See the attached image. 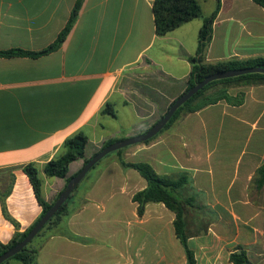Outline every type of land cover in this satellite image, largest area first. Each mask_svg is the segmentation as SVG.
Listing matches in <instances>:
<instances>
[{
    "label": "crops",
    "instance_id": "crops-1",
    "mask_svg": "<svg viewBox=\"0 0 264 264\" xmlns=\"http://www.w3.org/2000/svg\"><path fill=\"white\" fill-rule=\"evenodd\" d=\"M75 1L0 0V52L49 46ZM152 1L83 0L57 50L36 58L0 57V192L8 191L6 211L17 223L16 229L0 207L1 244L41 213L21 166L35 163L46 189L52 183L62 190L64 180L46 177L43 165L62 152L66 138L83 131L86 155L90 143L136 136L152 124L158 105L160 110L184 92L187 59L215 0H196L201 16L162 36L154 31ZM254 58H264V8L252 0H221L204 62ZM226 92L242 93V102L220 100L181 113L154 139L120 155L150 164L159 175L187 174L190 182L182 189L191 195L180 197L193 198L211 214L205 229L187 239L196 264H232L228 257L238 248L248 259L264 255L253 251L264 237V205L252 194L264 188L256 181L264 164V84L233 85ZM107 102L114 116L101 113ZM113 123L117 129L107 131ZM106 159L76 187L64 231L35 240L36 264H186L174 214L162 203H148L138 216L131 198L146 181L122 168L117 155ZM82 166V160L70 163L67 177Z\"/></svg>",
    "mask_w": 264,
    "mask_h": 264
},
{
    "label": "trees",
    "instance_id": "trees-1",
    "mask_svg": "<svg viewBox=\"0 0 264 264\" xmlns=\"http://www.w3.org/2000/svg\"><path fill=\"white\" fill-rule=\"evenodd\" d=\"M220 1L221 0H215L214 10L210 15L203 18L202 20V24L197 34L196 51L194 55L188 57L187 59L191 67L186 80V87L184 91L193 87L196 83L202 81L206 76L216 72L236 70V69L255 67V66L264 68V58H254V59H246V60L228 59L225 61H218L214 63L204 62V52L211 39L212 24L219 11ZM252 1L258 6L264 8V0H252ZM82 2L83 0L75 1L65 26L59 32L55 41L51 43L49 46L37 52H28L19 49L1 51L0 57L20 56V57L36 58L41 55H45L57 50L62 44V42L66 39L72 26L74 25L80 7L82 5ZM151 11L153 14L154 31L155 34L158 36L165 35L168 32L176 29L180 25L192 19L199 18L201 16L200 6L196 0H153L151 4ZM219 84H227L228 86L226 85L225 87L216 90L213 93V95L210 97L203 98L204 92L207 89ZM240 84L242 85L264 84V74H260V73L245 74L232 78L220 79L209 82L201 90H199L196 94H194L190 99H188L184 104H182L180 107L176 109L170 120L166 123L164 128L158 134H160L164 129L169 127L171 123L181 113H191L197 111L198 109L206 105L215 104L220 100H224L227 103H233L236 105L241 103L243 100L242 93H237L235 97H231L226 92L228 87H231L233 85H240ZM101 113L114 116V111L112 109L111 103L107 102L103 107V109L101 110ZM156 136L152 137L150 140L144 143L151 141ZM118 140L120 139L108 140L102 144L101 148ZM87 141H88L87 136L81 130L74 133L70 137L66 138L62 144V152L59 155H56L53 158H51L43 165L44 175L48 178L63 179L65 183L64 184L65 187L68 180L72 177V176L67 177L69 164L75 160H83V164H84L88 160L84 157ZM124 149L125 148L117 150L110 154H115L118 156V163L122 168L135 170L139 174V176L146 181L145 188L133 194L131 198L132 202H135L137 204V209H136L137 215L138 216L142 215L144 207L148 203H162L169 211H171L174 214V220H173L174 234L177 240L179 241L181 247L183 248L186 264H196L194 252L187 245V239L190 237L189 235L190 233H188L186 230L184 207L188 206L190 208H196L199 210H202L204 207L194 205L193 198L182 199L180 197L179 191L189 184L190 182L189 177L187 176V174L184 173L173 176L159 175L154 171L152 166L148 163L125 162L120 157ZM108 155H106L105 157H107ZM95 166L93 168H95ZM21 170L28 179V182L32 188L33 195L36 199V202L41 208V213L38 216V218L23 232H19L16 230L12 235L11 239L6 244L0 243V255L9 248H11L16 243L20 242L30 231L32 226L39 220L41 216H43L46 213V211L52 206L53 202L56 200L55 199L53 202L48 203L42 197V184L35 163L29 162L27 164H24L23 166H21ZM256 181L259 184V186L264 184V164L260 168H258L256 172ZM62 190L57 194V197L62 192ZM76 190L77 189L75 188L72 191V193L66 199V201L59 207V209L56 211L53 217L44 225V227L39 231V233L34 237V239L30 243L27 244V246L24 247L22 251L15 254L13 257L9 258L2 264H11V263L36 264V255L38 252V248L34 247L33 245L34 241L38 237H40L44 231L54 230V229H56V231L58 230V232L60 233H62L61 231H64V225L67 221V218L72 213L71 210L69 209V203H71V199L74 196ZM7 194L8 191L0 192L1 212L4 218L10 221L17 229V223L8 215L6 211L5 198ZM207 224L208 222L206 223V226ZM205 227L202 230H204ZM228 259L232 264H250L246 252L241 248H238L234 252H232L229 255Z\"/></svg>",
    "mask_w": 264,
    "mask_h": 264
},
{
    "label": "water",
    "instance_id": "water-1",
    "mask_svg": "<svg viewBox=\"0 0 264 264\" xmlns=\"http://www.w3.org/2000/svg\"><path fill=\"white\" fill-rule=\"evenodd\" d=\"M252 73H260L264 74V68L262 67H246L242 69L229 70L216 72L206 76L202 81L196 83L193 87L184 91L180 96H178L168 107L165 114L154 123L148 130L145 132L138 134L136 136L120 139L115 141L97 151L94 155H92L86 163L83 164L81 169L72 176L68 182L66 183L64 189L53 202L52 206L46 211V213L39 218V220L32 226L30 231L26 234V236L18 243L13 245L11 248L6 250L4 253L0 255V264L13 257L15 254L19 253L23 250L24 247L29 244L34 237L39 233V231L44 227V225L53 217L59 207L66 201V199L70 196L72 191L78 186L80 181L85 177V175L106 155L113 153L117 150L144 143L150 140L152 137L156 136L166 125V123L170 120L174 112L178 107L184 104L188 99H190L194 94H196L199 90H201L206 84L209 82L232 78L245 74Z\"/></svg>",
    "mask_w": 264,
    "mask_h": 264
},
{
    "label": "rangeland",
    "instance_id": "rangeland-1",
    "mask_svg": "<svg viewBox=\"0 0 264 264\" xmlns=\"http://www.w3.org/2000/svg\"><path fill=\"white\" fill-rule=\"evenodd\" d=\"M204 7H205V5H204ZM226 85L227 84H219V85H216V86H213V87L207 89L204 92L203 98L212 96L213 93L216 90H218L220 88H223ZM171 102H172V100L169 103H164L163 104V108L160 109V110H158V107L160 105H158L157 108L155 110H153L154 112H153V119H152V122H151L152 124L150 126H148V128H150L154 123H156L165 114V112L167 111V109L169 107V104ZM161 106H162V104H161ZM110 123H111V121H110ZM105 129L107 131H111V130H116L117 127L115 126V123H113V125L105 126ZM97 146L96 145H92L90 143L88 145V147H87L86 155H84V157L86 159H88L87 157H89V155L99 151L102 146L101 145H99L98 147ZM126 152H127V150H126ZM113 155L110 154L107 157L102 158L101 161L95 166V168L101 167L102 164L107 160L106 158H109V156H113ZM91 172H93V171H91ZM42 178L43 177L40 176L42 189L45 190L46 189V185H45L46 183L44 182V180ZM8 182H10V180H8ZM49 182H51V181H49ZM60 191H61L60 189H58V188L56 189V185L55 184L50 183V185L47 186L46 191L44 193H42V197L44 198V200L46 198V200H45L46 202L51 203V202H53L56 199L57 194ZM252 194L255 195L256 199L259 202L263 203V205H264V188L262 190H260V191L253 190ZM179 195L184 198V197H187V196L191 195V193H190V191L188 189L185 188L184 190L181 189L179 191ZM95 205H97L96 206L97 207V209H96L97 212L98 211L100 212L101 204L96 203ZM184 210H185L184 218H185V222H186V230H187L188 233L196 231V230L203 229L206 226V222L209 219H211V214H210V212H208L209 209L206 208V207H204L202 210H199V209H196V208H190V207L186 206V207H184ZM104 227H105V229H108L107 226L104 225L103 228ZM55 230L56 229L48 230V231H44V232L47 233V232H52V231H55ZM33 245L36 246L37 242H35ZM253 251H254L255 254H257L258 252H262V253L264 252V237L259 240V244H257V246L253 249ZM249 258H250L249 260H250L251 264H264V255L256 256V255H252L251 254L249 256ZM57 260L63 262L64 258L61 256V258H58ZM43 264H48V262L46 260H44Z\"/></svg>",
    "mask_w": 264,
    "mask_h": 264
}]
</instances>
